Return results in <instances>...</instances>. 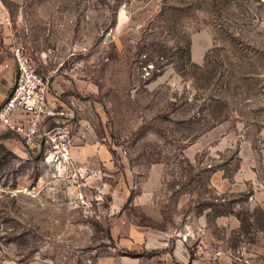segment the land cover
Returning a JSON list of instances; mask_svg holds the SVG:
<instances>
[{
	"label": "rangeland",
	"instance_id": "1",
	"mask_svg": "<svg viewBox=\"0 0 264 264\" xmlns=\"http://www.w3.org/2000/svg\"><path fill=\"white\" fill-rule=\"evenodd\" d=\"M5 39L112 161L63 174L0 140V264L168 261L120 219L189 264H264V0H0Z\"/></svg>",
	"mask_w": 264,
	"mask_h": 264
},
{
	"label": "built area",
	"instance_id": "2",
	"mask_svg": "<svg viewBox=\"0 0 264 264\" xmlns=\"http://www.w3.org/2000/svg\"><path fill=\"white\" fill-rule=\"evenodd\" d=\"M16 68L13 90L0 106V127L17 136L29 150L39 148L46 164L63 174L84 171L72 158L75 111L52 105L49 101L50 79L37 72L27 48L14 42L11 49ZM20 116V117H18ZM55 126L43 130V124ZM185 240V238H183Z\"/></svg>",
	"mask_w": 264,
	"mask_h": 264
},
{
	"label": "crops",
	"instance_id": "3",
	"mask_svg": "<svg viewBox=\"0 0 264 264\" xmlns=\"http://www.w3.org/2000/svg\"><path fill=\"white\" fill-rule=\"evenodd\" d=\"M12 44L13 43H10L7 39H5V42H0V106L7 99L15 84L16 68L12 60ZM52 89L53 81L50 82V90L48 95L49 101L52 103V105L69 108L70 106L68 103L61 99L62 90H58V93L53 95L51 92ZM54 126L55 123L53 121H47L43 124V130L52 129ZM82 131L80 128H78L77 130L75 129L73 133V146L71 152L76 166L82 170L91 169L94 171V167H96L98 163L103 164L104 166L110 165L112 161L111 152H109L106 147L101 146V148H99L94 143L92 145H83L85 142L83 140L84 137H86V133ZM7 136H9V133L0 127L1 142L10 144L14 139H11ZM39 150V148L29 150L23 144L14 145V151L16 152H40ZM148 207L149 206H147L146 209H148ZM120 220L121 223L118 224V227H115V229L112 230V235L116 237H122L123 243L129 242L127 245L128 247H133L132 240H134L137 244L143 245L147 250L157 249L165 251L162 256L167 257L168 261L164 264L190 263V255L187 252L185 244L182 240L175 238L173 240V247L169 252V238H167L166 233L161 232V234H159V231H155L153 228L149 227L135 228L133 224H128L126 227L124 226L125 222L122 219Z\"/></svg>",
	"mask_w": 264,
	"mask_h": 264
},
{
	"label": "trees",
	"instance_id": "4",
	"mask_svg": "<svg viewBox=\"0 0 264 264\" xmlns=\"http://www.w3.org/2000/svg\"><path fill=\"white\" fill-rule=\"evenodd\" d=\"M177 47L180 49L179 51H182V47L181 46H177ZM183 56H186L187 64L191 65L194 68L200 69V67L197 64L192 62V58H191V42H188L186 50H184V52H183ZM112 153H114V152L112 151Z\"/></svg>",
	"mask_w": 264,
	"mask_h": 264
}]
</instances>
